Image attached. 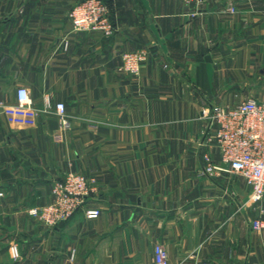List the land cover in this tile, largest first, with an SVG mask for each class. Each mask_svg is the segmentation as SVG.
I'll list each match as a JSON object with an SVG mask.
<instances>
[{
    "label": "crops",
    "instance_id": "0c3cea01",
    "mask_svg": "<svg viewBox=\"0 0 264 264\" xmlns=\"http://www.w3.org/2000/svg\"><path fill=\"white\" fill-rule=\"evenodd\" d=\"M77 1L0 0V264H152L157 244L168 264H264V198L236 174L200 175L218 160L210 106L264 102V0H102L110 36L72 31ZM138 50L132 75L121 55ZM19 87L32 124L5 113ZM69 172L96 178L100 215L46 227L27 210Z\"/></svg>",
    "mask_w": 264,
    "mask_h": 264
},
{
    "label": "built area",
    "instance_id": "2783aa9c",
    "mask_svg": "<svg viewBox=\"0 0 264 264\" xmlns=\"http://www.w3.org/2000/svg\"><path fill=\"white\" fill-rule=\"evenodd\" d=\"M195 7L215 0H182ZM228 13L235 7L228 3ZM198 14V10L192 16ZM74 32H98L110 36L115 27L110 19V9L102 0H79L68 13ZM145 51L124 52L121 55L122 69L132 75L138 74V65L144 60ZM45 110L53 109L62 124L67 125L65 106L62 102L51 104L48 96L44 98ZM8 121L17 124H32L37 110L33 107L28 89L16 90V103L5 109ZM208 119L206 141L215 145L218 160L208 153L203 156L204 166L200 175L213 176L221 172L236 174L244 180L249 191V200L258 202L264 198V102L249 98L231 107L211 105L205 115ZM97 180L93 176L69 172L53 181L52 199L48 204L31 207L27 214L46 227L53 228L68 220L76 211L82 210L87 219L98 218L100 210L90 206L88 198L96 193ZM2 193L0 192V196ZM263 226L261 220L252 222L253 229ZM13 257L17 256L11 247ZM74 251L70 259H73ZM167 250L157 244L153 251L152 264H168ZM204 264V263H198Z\"/></svg>",
    "mask_w": 264,
    "mask_h": 264
}]
</instances>
